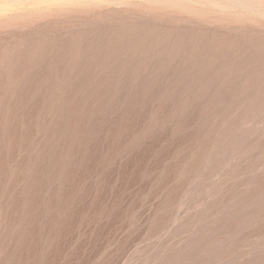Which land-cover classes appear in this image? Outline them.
I'll return each mask as SVG.
<instances>
[{
  "label": "rangeland",
  "instance_id": "1",
  "mask_svg": "<svg viewBox=\"0 0 264 264\" xmlns=\"http://www.w3.org/2000/svg\"><path fill=\"white\" fill-rule=\"evenodd\" d=\"M0 264H264V0H0Z\"/></svg>",
  "mask_w": 264,
  "mask_h": 264
},
{
  "label": "bare ground",
  "instance_id": "2",
  "mask_svg": "<svg viewBox=\"0 0 264 264\" xmlns=\"http://www.w3.org/2000/svg\"><path fill=\"white\" fill-rule=\"evenodd\" d=\"M57 2V1H56Z\"/></svg>",
  "mask_w": 264,
  "mask_h": 264
}]
</instances>
